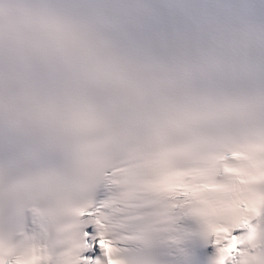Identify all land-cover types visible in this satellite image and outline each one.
Here are the masks:
<instances>
[{
  "label": "snow or ice",
  "instance_id": "snow-or-ice-1",
  "mask_svg": "<svg viewBox=\"0 0 264 264\" xmlns=\"http://www.w3.org/2000/svg\"><path fill=\"white\" fill-rule=\"evenodd\" d=\"M230 9L240 18L256 20L264 27V0H231ZM130 48V47H129ZM131 51L158 65L175 63L186 57H196L201 52H211L218 57L215 71L188 81L191 88L211 92H228L256 85L264 90V53L251 58L255 72L245 69V59L233 55L228 40L219 32H193L184 34L179 42L158 44ZM36 80L43 87L57 89L63 86L64 78L54 70L40 69ZM0 153L9 155L39 153L55 159L54 150L35 144L27 139L0 137ZM264 164L252 166L245 183L241 186L240 207L234 215L231 230L227 235H210L201 229V236L208 241L207 247H191L190 258L173 260L169 264H264ZM15 223V221H14ZM86 246L81 257L87 264L97 261L120 260L118 244L114 240L101 247L99 230L89 225ZM28 244L14 238L0 246V264H23Z\"/></svg>",
  "mask_w": 264,
  "mask_h": 264
}]
</instances>
